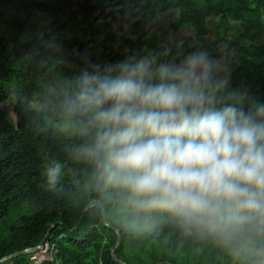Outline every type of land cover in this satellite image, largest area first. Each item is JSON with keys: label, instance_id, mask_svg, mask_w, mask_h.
<instances>
[{"label": "clouds", "instance_id": "9594fccd", "mask_svg": "<svg viewBox=\"0 0 264 264\" xmlns=\"http://www.w3.org/2000/svg\"><path fill=\"white\" fill-rule=\"evenodd\" d=\"M181 55L168 47L65 75L69 62L42 41L26 57L50 76L39 111L78 141L65 150L86 166L46 156L45 190L70 180L101 220L146 233L167 223L232 264H264V102L232 87L227 57Z\"/></svg>", "mask_w": 264, "mask_h": 264}, {"label": "trees", "instance_id": "16d2710c", "mask_svg": "<svg viewBox=\"0 0 264 264\" xmlns=\"http://www.w3.org/2000/svg\"><path fill=\"white\" fill-rule=\"evenodd\" d=\"M168 13L174 16L168 32L193 33L182 49L149 33V21ZM121 20L127 30L117 25ZM228 32H237L243 47L231 63L232 87L243 86L264 102V0H0V259L37 246L52 226L45 252L3 264H122L112 253L116 229L115 254L128 264H232L219 249L183 238L167 223L155 235L127 231L107 218L112 226L105 224L83 207L70 180L63 193L47 192L46 156L77 171L86 166L65 150L78 141L45 125L37 100L50 76L26 59L46 41L60 49L71 65L64 74L72 75L88 62L114 65L129 54L168 47L173 56L186 55L211 35L226 41ZM10 96L13 116L1 107Z\"/></svg>", "mask_w": 264, "mask_h": 264}, {"label": "rangeland", "instance_id": "374dc122", "mask_svg": "<svg viewBox=\"0 0 264 264\" xmlns=\"http://www.w3.org/2000/svg\"><path fill=\"white\" fill-rule=\"evenodd\" d=\"M76 8L77 5H76ZM174 16L172 13H168L163 15L162 17L158 18V19H152L149 21V33L151 36L157 38L159 41L163 42V43H175L178 45H182L183 42L186 39L192 38L193 37V33L191 31L188 30H183L182 32L178 33V34H174L171 32H168V26L169 23L173 20ZM118 26H122L123 28H125L126 30L128 29V22L127 20H121L117 23ZM226 41H222V40H218L216 35H211L210 36V41L208 44L206 43H200L198 45H196L195 47H193L190 52H194L196 51L198 48L202 49V50H206L208 47L210 48H214V50L216 51V56H225L227 57L230 65L233 61H235V55L241 53L243 47L241 45V43L238 40V34L237 32H228L227 35H225ZM261 43H264V38L261 41ZM214 56V57H216ZM16 89V86L13 87V90ZM2 109L8 113L9 115L13 116V109L15 107V102L12 100V96H10V98L1 105ZM165 223H163L160 226L159 231L163 228ZM151 235H155L157 234V232L154 233H150ZM46 251V248L43 252ZM39 258L43 259L44 256L41 254L38 256ZM36 256H33L32 259H35Z\"/></svg>", "mask_w": 264, "mask_h": 264}, {"label": "water", "instance_id": "95a60500", "mask_svg": "<svg viewBox=\"0 0 264 264\" xmlns=\"http://www.w3.org/2000/svg\"><path fill=\"white\" fill-rule=\"evenodd\" d=\"M88 210V209H87ZM103 222L109 226H112L110 223H108L106 221V219L104 218L103 219ZM52 228V226L48 229V233L46 234V236L43 238V240L35 247H32V248H28L26 250H23V251H17L13 254H10L8 256H5L3 258L0 259V264H3V263H6L7 261L11 260L12 258H15V257H18V256H21V255H30V254H34V253H37V252H40V251H44L45 248H46V242H47V239L50 235V229ZM114 228V227H113ZM116 232L118 233V239H117V242L116 244L112 247V253H113V256L116 260H118L119 262H121L122 264H128L124 261H122L116 254H115V249L116 247L118 246L119 242H120V239H121V233H120V230L116 229Z\"/></svg>", "mask_w": 264, "mask_h": 264}, {"label": "built area", "instance_id": "2783aa9c", "mask_svg": "<svg viewBox=\"0 0 264 264\" xmlns=\"http://www.w3.org/2000/svg\"><path fill=\"white\" fill-rule=\"evenodd\" d=\"M44 259V258H43Z\"/></svg>", "mask_w": 264, "mask_h": 264}]
</instances>
